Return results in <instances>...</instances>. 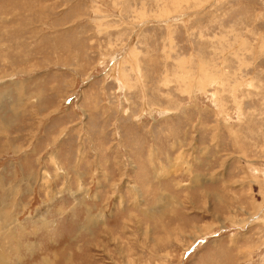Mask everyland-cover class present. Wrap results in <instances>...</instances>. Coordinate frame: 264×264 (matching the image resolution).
Here are the masks:
<instances>
[{
  "label": "rangeland",
  "instance_id": "rangeland-1",
  "mask_svg": "<svg viewBox=\"0 0 264 264\" xmlns=\"http://www.w3.org/2000/svg\"><path fill=\"white\" fill-rule=\"evenodd\" d=\"M128 260L264 264V0H0V264Z\"/></svg>",
  "mask_w": 264,
  "mask_h": 264
},
{
  "label": "bare ground",
  "instance_id": "bare-ground-1",
  "mask_svg": "<svg viewBox=\"0 0 264 264\" xmlns=\"http://www.w3.org/2000/svg\"><path fill=\"white\" fill-rule=\"evenodd\" d=\"M144 211V210H143ZM89 212V211H88ZM145 213H146V211H145ZM144 214V213H143ZM147 215V214H146ZM37 223V222H36ZM38 232V231H37ZM123 264H135V261L133 262V261H127L126 263H123Z\"/></svg>",
  "mask_w": 264,
  "mask_h": 264
},
{
  "label": "crops",
  "instance_id": "crops-1",
  "mask_svg": "<svg viewBox=\"0 0 264 264\" xmlns=\"http://www.w3.org/2000/svg\"><path fill=\"white\" fill-rule=\"evenodd\" d=\"M90 218H92V220H96V218H95V217L93 218L92 216H90Z\"/></svg>",
  "mask_w": 264,
  "mask_h": 264
}]
</instances>
